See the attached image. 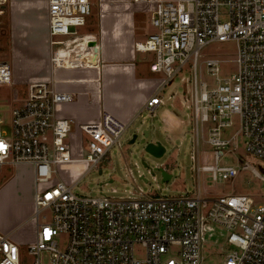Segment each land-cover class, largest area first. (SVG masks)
Here are the masks:
<instances>
[{"label":"built area","instance_id":"1","mask_svg":"<svg viewBox=\"0 0 264 264\" xmlns=\"http://www.w3.org/2000/svg\"><path fill=\"white\" fill-rule=\"evenodd\" d=\"M8 1L0 0V16ZM131 1L153 6L156 31L136 42L135 49L154 53L151 70L166 75L138 115H157L165 103V87L192 61L198 176L202 169L211 171L215 180L220 174L235 177L237 168L218 162L224 149L238 148L240 134L247 138V151L264 159V0ZM48 11L53 67L81 64L95 55L96 45L87 37L84 45L64 40L77 34L73 28L88 23L92 0H49ZM215 41H235L237 56L232 74L225 78L219 77V57L206 60L208 72L218 76L210 87L207 81L200 83L198 63L200 50ZM12 82L11 65L0 61V85ZM73 97L49 82L32 83L25 101L13 108L12 134L0 130V173L4 165H32L34 170L36 212L31 219L37 220V236L29 245L33 264H202L207 222L225 231L219 236L223 241L216 240L225 254L223 264H264V203L256 205L251 195L206 197L200 183L194 196H115L103 190L100 196L76 194L74 187L120 146L130 123L105 113L100 122L82 125L88 149L84 157L75 158L68 141L71 120L57 116L58 106ZM236 118L238 132L225 139L223 130ZM205 123H211L207 142L216 148L217 165L201 167ZM83 162L89 167L75 181L60 177L62 165ZM243 168L264 180L249 163ZM47 208L52 221L43 223L40 214ZM61 234L67 235L64 248L57 239ZM12 237L0 231V264H23L21 246Z\"/></svg>","mask_w":264,"mask_h":264},{"label":"rangeland","instance_id":"2","mask_svg":"<svg viewBox=\"0 0 264 264\" xmlns=\"http://www.w3.org/2000/svg\"><path fill=\"white\" fill-rule=\"evenodd\" d=\"M11 1V5L9 1L7 3V5L9 4L7 6L9 14L11 7L13 10V7L17 6L18 8L22 4L20 2L22 0ZM92 1L96 3L93 4V15L91 17H96L100 11L99 0ZM35 3L49 10V0H35ZM4 16L0 18V61H6L12 64L13 68L18 69V49H15L16 61L15 52L12 55L9 43L10 22L6 24ZM145 16L148 19L147 30H149V34L155 32L156 29L150 24L152 11L145 12ZM13 19L16 22L15 16ZM73 29L87 32L88 28L82 26ZM12 37H14L17 44L16 34L14 33ZM41 46V50H44L45 45ZM140 53L146 55L148 59L153 58L150 64L155 61L154 53ZM24 54H27V52ZM236 56L237 43L235 41H215L204 46L200 50L198 63L200 83L201 81H207L210 87L217 83L218 76L211 75L207 70V59L215 57L221 59L219 77L225 78L232 74ZM39 59L36 58V60ZM14 60L16 64H14ZM24 64L26 63L24 62ZM28 66L29 64L26 67ZM42 66L43 62L39 60L28 69L26 75H36V72L40 71ZM155 74L162 78V84L166 75L163 72H155ZM22 88L23 86L16 84L0 85V130L7 132L9 136L12 134L14 99L19 98L20 93L23 94L21 92ZM162 94L165 103L158 108L157 115L151 116L148 111H145L137 123L146 120L144 129H147L150 133L148 140L161 141L167 148L165 155L158 159L144 154L142 151L143 146L139 144L143 129L133 143L135 135V126H133L121 136L120 146L112 148L109 157L89 172L81 183L74 187L73 191L78 195L89 196H100L102 190L107 195L115 196H194L197 185L200 183L202 196L218 197L248 194L254 197L256 205L263 204L264 180L257 177L251 169H245L243 166L249 163L264 175V159L247 151V138L242 134L238 136V148L231 146L224 149V154L218 162V166L232 165L237 168L238 174L235 177L224 178L220 174L215 180L211 171L202 169L198 176L197 161L194 158L197 154V144L193 109L192 61L188 62L182 71L167 84ZM210 125L211 123L204 124L201 135L199 145V164L201 167L217 165L215 160L216 148L207 142ZM239 128V120L236 118L232 127L223 130V137L229 139L238 132ZM87 149V143H84L80 154L86 152ZM144 161L153 166L158 164L167 166L173 173V179L163 183L159 174L152 175L144 167ZM73 164L77 166L72 170L76 179L89 167V164L85 162ZM142 175L148 180L147 182L141 178ZM54 177L56 179L58 175ZM102 183L103 187L101 186ZM113 189H116V191H112ZM34 194L35 178L32 166H3L0 173V231L3 233L14 231L12 238L21 246L23 264H33L34 260L29 253V245L36 240L37 236V220L35 218L31 219L36 212ZM52 216V210L47 208L41 212L40 221L43 223L46 221L51 222ZM206 228L202 264H223L225 254L220 250L216 240L218 237L223 241V237L219 236H222V233L225 235V231L212 222H207ZM57 239L60 241V246L64 248L67 244V235L61 234ZM46 254L44 252L43 257L47 260L48 256ZM138 254H142V252Z\"/></svg>","mask_w":264,"mask_h":264},{"label":"crops","instance_id":"3","mask_svg":"<svg viewBox=\"0 0 264 264\" xmlns=\"http://www.w3.org/2000/svg\"><path fill=\"white\" fill-rule=\"evenodd\" d=\"M20 2L22 4L18 8L16 6L12 10L11 7L10 14L8 4L5 10L8 14L5 12L6 16H0H4L6 24L10 22L9 43L12 55L18 49V61L15 52L18 69L10 64L13 82L5 84L23 86V94L20 93L19 98L14 99V106L25 101L29 85L35 82L46 81L58 91L73 94L71 101L58 106L57 116L71 120L72 130L68 141L75 158H82L86 153L80 154L84 143H87L82 125L100 122L105 113L130 123V128L135 126V133L144 130L146 120L137 123L141 117L138 114L148 99L159 90L162 78L151 71L150 62L153 58L148 59L138 52L135 43L152 34L147 30L145 12L152 11L153 6L131 0H99L100 11L96 17L90 16L85 25L87 32L77 30L76 35L64 38L70 45H84L86 40L83 38L87 37V41L96 45L94 50L98 54L97 63L91 62V53L89 60L82 59L81 64L53 67L49 11L36 4L35 0ZM9 3L11 5L12 1L9 0ZM14 33L17 44L12 37ZM41 45H45L44 50H41ZM36 58L42 60L43 66L36 75L27 76L28 69L39 61ZM75 167L74 164L62 165L60 177L75 181L72 173ZM8 233L13 235L14 231Z\"/></svg>","mask_w":264,"mask_h":264},{"label":"water","instance_id":"4","mask_svg":"<svg viewBox=\"0 0 264 264\" xmlns=\"http://www.w3.org/2000/svg\"><path fill=\"white\" fill-rule=\"evenodd\" d=\"M92 45H94L92 43ZM97 52V51H96ZM97 57L98 54L96 53L92 58H91V62L93 64L97 63ZM143 135L140 139L139 144L143 146V153L144 154H148L150 156H153L155 158H162L166 151L167 148L166 146L161 142V141H150L148 140L150 133L147 129H144L142 131ZM140 132L135 133L134 135V139H133V143L136 141V139L139 137ZM143 165L145 168H147L152 175H156L159 174L161 176V181L163 183L169 182L173 179V173L170 171V169L163 165V164H158V165H149V163H147L146 161L143 162ZM142 179H145V181L147 182L148 180L142 175L141 176Z\"/></svg>","mask_w":264,"mask_h":264}]
</instances>
